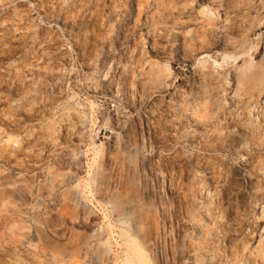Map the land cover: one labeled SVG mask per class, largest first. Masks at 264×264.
<instances>
[{"label":"rangeland","instance_id":"374dc122","mask_svg":"<svg viewBox=\"0 0 264 264\" xmlns=\"http://www.w3.org/2000/svg\"><path fill=\"white\" fill-rule=\"evenodd\" d=\"M183 4L0 0V264H263L264 90L197 59L264 0Z\"/></svg>","mask_w":264,"mask_h":264},{"label":"bare ground","instance_id":"6f19581e","mask_svg":"<svg viewBox=\"0 0 264 264\" xmlns=\"http://www.w3.org/2000/svg\"><path fill=\"white\" fill-rule=\"evenodd\" d=\"M183 1H184V4L181 7V9L183 11H181V12H185V9L188 6L193 7L194 5H196L198 0H176V4L178 2L180 3ZM154 14L155 13L152 12L150 15L152 18L153 32L156 31V28L158 29L157 25L159 23L162 22V23L167 24V19H168L167 16H166L167 19L165 17L162 20L160 19V17H158V19H156L154 17ZM258 47H259V45H258ZM254 49H255V46L250 45V48L247 52L224 53V55L222 56L221 59L220 58L217 59L218 57L217 58L213 57L212 54L204 52L197 59V64H198L197 66L198 67L211 66L212 69L216 70V68L224 66L223 64L225 62H228V60H233L237 63V66L235 68H236V77H237L238 84L241 83L243 80H248L250 83H252V87L254 89H257L259 91V93H261L264 90V54H263L262 58L258 60L253 55L254 53H252V51ZM242 59H243V63L238 65L242 61ZM150 74H151V78L154 81H156L158 84H164V83H167L171 77H173L174 69H173L172 64L169 61H157V62L153 63V65L151 66ZM258 85H260V86H258ZM263 115H264V113H263ZM211 208L207 209L208 215H210V216L213 214V211H212L213 209H211ZM258 219L264 221V206L262 209V214L258 217ZM207 226L210 227L209 224ZM263 232H264V229H263ZM258 246H261V249H258V252L263 257V264H264V235L261 237ZM258 246H257V248H258ZM201 250H202V247L197 249V252H196L197 259H196L195 264H206ZM251 255H253V252H251Z\"/></svg>","mask_w":264,"mask_h":264},{"label":"built area","instance_id":"2783aa9c","mask_svg":"<svg viewBox=\"0 0 264 264\" xmlns=\"http://www.w3.org/2000/svg\"><path fill=\"white\" fill-rule=\"evenodd\" d=\"M260 112H261L260 114L263 115V113H264V105L262 106V109L260 110Z\"/></svg>","mask_w":264,"mask_h":264}]
</instances>
